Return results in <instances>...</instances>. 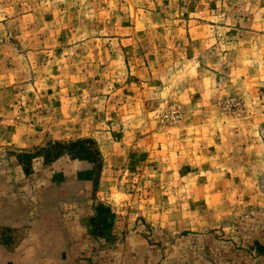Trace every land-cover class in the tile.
<instances>
[{
  "label": "rangeland",
  "instance_id": "rangeland-1",
  "mask_svg": "<svg viewBox=\"0 0 264 264\" xmlns=\"http://www.w3.org/2000/svg\"><path fill=\"white\" fill-rule=\"evenodd\" d=\"M0 75H32L49 105L62 91L55 134L95 138L113 224L69 231L64 208L68 239L40 221L46 188L83 165L25 175L2 141L0 264H264V0H0ZM33 125L0 139L53 136Z\"/></svg>",
  "mask_w": 264,
  "mask_h": 264
},
{
  "label": "crops",
  "instance_id": "crops-1",
  "mask_svg": "<svg viewBox=\"0 0 264 264\" xmlns=\"http://www.w3.org/2000/svg\"><path fill=\"white\" fill-rule=\"evenodd\" d=\"M31 76L32 75H24L23 79H20L22 77L21 75H0V126H6L9 124H12L14 125L15 130H17V125H22L23 128L26 129L27 127L29 130L30 127L31 128L34 127L33 124L44 123L45 127H47L46 130L48 131L51 130L48 128V126L50 125H51L50 128L51 127L55 128L54 132L50 131L53 134V136L49 138L47 137L45 140H43L41 144L34 145V146L43 145L45 142L49 140H69L70 138L63 139L55 134L57 132L56 129L58 127H61L62 126L61 124H65L63 121V118H64L63 114L61 116V112L63 111V106H64L63 102L65 101L64 97L60 96L62 91H59V90L57 91V89H52L51 93H54L53 97L57 102L54 105H49L48 103H44L45 102L44 96L47 95L46 93L50 94L49 89L47 91V88H44L46 87L45 85H41L40 88L36 89L37 87L35 86V84L28 81V79L30 80ZM30 88H31V91H29ZM11 91L19 92L17 94L18 97L15 98V100L13 99L11 100L10 97H8L11 95L10 94ZM27 96H30V97H27ZM35 98L37 100H35ZM51 111L53 112L51 113ZM48 112L50 114H48ZM36 113L40 115H36ZM53 116H54V121H55L54 125H53ZM76 138H92L95 140V138L93 137H83V136H79V137H75L71 139H76ZM2 141L8 142V144L10 145H14L15 148H21L20 150L29 149L31 147H34L32 146L33 144H37V143H33L32 145H30L31 141H28V138L26 136L17 135L16 132L8 136L5 135V138L3 140L0 139V142ZM101 155H102V152H101ZM102 159H103V166L100 172L98 185H97L95 192L92 194V187H90L88 195H86L82 201H78L74 203H61L60 206H58L59 210H63L64 208L68 210L67 209L68 207L69 208L73 207L74 208L73 210H75V212H73L72 215L69 214L72 212L71 211L66 215V217L68 218L69 221L76 223L79 227V230L76 229V226H72L73 228H70L69 231H83V228H85V226H83V224L81 223L79 224V221H82L83 218H87L90 220V222L93 221L94 223L98 221L99 223V225H97L98 227L101 224L100 221H105L106 219H108L109 225H106L103 231H113V224H111L110 217L108 215V212L105 209L106 205L105 206L103 205L104 212L102 210L100 212L96 210L97 209L96 207H98V204L100 202L99 200H101L98 198V191L100 189V185H102L101 177H102V173L104 170L103 155H102ZM69 161L70 162L72 161L74 164H79V165L82 164L77 160H69ZM37 165H39L42 168L43 175L52 173L50 167L54 166V164L44 165L40 159H37L34 161L33 170L36 171ZM20 171H22L21 168H20ZM87 204H90L88 208L89 213L86 215L84 213L81 214L80 210L83 207L84 208L87 207ZM98 210L100 209L98 208ZM98 227L94 228L93 230L88 229V231H101V229H99Z\"/></svg>",
  "mask_w": 264,
  "mask_h": 264
},
{
  "label": "trees",
  "instance_id": "trees-1",
  "mask_svg": "<svg viewBox=\"0 0 264 264\" xmlns=\"http://www.w3.org/2000/svg\"><path fill=\"white\" fill-rule=\"evenodd\" d=\"M67 157L70 160H77L83 167L79 172V178L69 181L67 177L58 178L49 187L46 188L41 204L38 207L45 206V215L40 214L36 207L38 218L42 221L45 217L53 221V226L58 232L68 239L69 233L64 230V225L60 215L58 205L61 203H70L73 201H82L84 198V186L91 185L92 194L95 192L100 172L103 166V159L97 142L92 138H76L69 140H49L43 145L35 146L32 149L19 150L15 154L17 164L21 167L23 173L28 175L32 173V164L40 159L44 165H48ZM87 167V168H86ZM84 168V169H83ZM77 183L78 189H71L74 183ZM19 208L12 212L8 217L11 220H19L21 215L28 210L27 205H18Z\"/></svg>",
  "mask_w": 264,
  "mask_h": 264
}]
</instances>
